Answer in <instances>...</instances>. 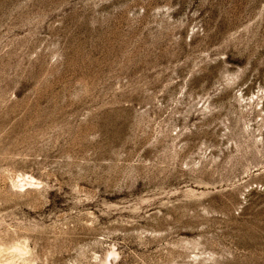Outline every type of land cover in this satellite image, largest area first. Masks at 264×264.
Here are the masks:
<instances>
[{
    "label": "rangeland",
    "instance_id": "374dc122",
    "mask_svg": "<svg viewBox=\"0 0 264 264\" xmlns=\"http://www.w3.org/2000/svg\"><path fill=\"white\" fill-rule=\"evenodd\" d=\"M0 264H264V0H0Z\"/></svg>",
    "mask_w": 264,
    "mask_h": 264
}]
</instances>
